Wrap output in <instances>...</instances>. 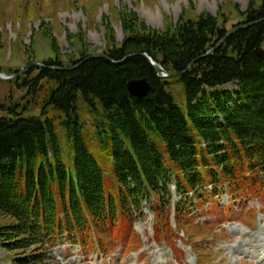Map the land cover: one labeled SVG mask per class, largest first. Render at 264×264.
<instances>
[{"label":"trees","instance_id":"obj_1","mask_svg":"<svg viewBox=\"0 0 264 264\" xmlns=\"http://www.w3.org/2000/svg\"><path fill=\"white\" fill-rule=\"evenodd\" d=\"M132 20L124 22L123 43L105 53L108 60L90 58L71 70L45 63L33 84L44 82L41 116L0 118V214L13 220L0 228V240L9 251L35 248L30 258L16 259L20 264L43 263L64 233L90 242L91 224L103 242L126 238L145 201L171 206L173 182L182 198L179 223L190 215L186 197L193 192L202 201L207 184L264 195V0L246 12L242 24L252 25L207 57L228 33L211 14L180 19L167 31L136 30ZM143 54L180 75L162 77ZM142 78L149 95L133 98L127 85ZM80 102L103 111L106 121L93 134L81 123ZM119 221L123 235L115 232ZM171 236L177 234L167 230L164 239Z\"/></svg>","mask_w":264,"mask_h":264},{"label":"rangeland","instance_id":"obj_2","mask_svg":"<svg viewBox=\"0 0 264 264\" xmlns=\"http://www.w3.org/2000/svg\"><path fill=\"white\" fill-rule=\"evenodd\" d=\"M261 2L262 0H0V74L4 78H12L0 80V118L41 116L43 102L39 90L44 82L38 86L33 84L45 63H59L69 67L87 56L107 53L114 46H120L127 36L124 22H133L132 19L136 18L133 24L136 30L145 25L147 29L167 31L173 30L180 19L197 21L201 14L208 13L217 17L223 30L230 32L244 23L246 12L251 6L258 8ZM145 17H150L154 24L148 23ZM227 88L234 89V86L229 85ZM169 91L176 102L184 106L180 86L172 84ZM78 113L85 130L91 134L97 124L106 121L99 106L91 109L80 102ZM50 115L55 113L50 111ZM65 150L68 151L66 148ZM64 161L72 168L71 154H65ZM175 186L173 182L172 204L181 200ZM262 199L250 200L248 203V207L254 208L258 213V220H261L257 231L251 232L239 225H227L226 235L217 233L218 223L213 226L198 225L191 217L192 214L181 216L179 223L178 215H173L171 207L165 209L163 205L161 208H152L153 199L145 205V215L135 223L144 242L135 236L134 244L129 245V249L134 250L144 247L148 252L145 259H139V253H135L103 263L90 252L81 254L78 247L74 248L68 242L61 241L41 264H144L145 260L148 261L147 264H195V255L189 246L204 249L196 251L201 261L208 258L207 254L213 257L212 252H215L217 255L211 258L214 259V264H247L241 260L249 247L247 243L250 244L254 237L264 239V213H259L264 208V198ZM221 201L224 205L227 204L226 198ZM187 211L190 212L189 209ZM196 213L200 214V210H196ZM187 216L193 223H186ZM12 222V219L0 214V228ZM254 223L252 217L242 220V224L247 227L254 226ZM131 226L134 232V226ZM121 229L123 228L115 232L119 234ZM126 229L130 232L129 238L132 236V229ZM170 229L177 236L165 240L166 231ZM230 232L236 234L229 235ZM110 237L108 235L105 238L104 245L112 250L119 240L114 238L115 243H108L112 241ZM177 237L183 239L188 247L183 246ZM206 238H213L208 246L205 245ZM124 242L128 244L127 240L122 241L123 244ZM33 254V247L9 251L0 240V264H20L16 259H28ZM204 263L212 264L210 261ZM30 264L35 263L33 261Z\"/></svg>","mask_w":264,"mask_h":264},{"label":"water","instance_id":"obj_3","mask_svg":"<svg viewBox=\"0 0 264 264\" xmlns=\"http://www.w3.org/2000/svg\"><path fill=\"white\" fill-rule=\"evenodd\" d=\"M250 25H252V23L242 24V25H239V26L235 27L233 30L228 32L226 34V36L215 47H213L211 50H209L202 57H207V56L212 55L213 53H215L217 51V49H219L221 47V45L227 40V38L229 36H231L236 31H238L240 29H243V28H246V27H248ZM143 57H145L150 62V64L155 68V70L158 73H161L163 77L173 79V78H177L180 75V74H175V75L168 74L161 66H159L157 63H155L153 61V59L151 57H149L147 54H143ZM202 57H200V58H202ZM90 58H102V59H106V60L109 59L108 56H106L104 53H102V54H94V55L89 56L88 58H85L83 61L79 62L75 66L65 67V68H63V67H51V69H53V70H71V69L79 66L83 62L87 61ZM200 58H198V59H200ZM11 79L12 78H4L2 76L0 77V80H2V81L11 80ZM127 88H128V91H129L130 95L133 98L145 99L149 95V92L151 90V85H150V83L148 82V80L146 78H142V79H135V80L130 81L128 83V85H127Z\"/></svg>","mask_w":264,"mask_h":264},{"label":"bare ground","instance_id":"obj_4","mask_svg":"<svg viewBox=\"0 0 264 264\" xmlns=\"http://www.w3.org/2000/svg\"><path fill=\"white\" fill-rule=\"evenodd\" d=\"M146 19H147V22L148 23H150V24H154V21L153 20H151L150 19V17L148 18V17H145ZM2 75L0 74V77H1Z\"/></svg>","mask_w":264,"mask_h":264}]
</instances>
